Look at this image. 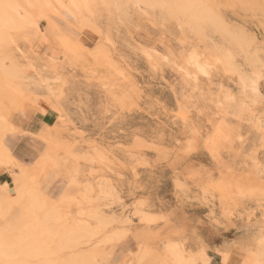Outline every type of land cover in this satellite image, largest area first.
<instances>
[{
	"label": "rangeland",
	"instance_id": "1",
	"mask_svg": "<svg viewBox=\"0 0 264 264\" xmlns=\"http://www.w3.org/2000/svg\"><path fill=\"white\" fill-rule=\"evenodd\" d=\"M194 2L192 18L135 0H99L94 11L77 14L40 4L27 9L22 29L5 33L14 44L0 43L3 64L11 63L8 50L23 64L34 58L38 70L55 77V91L34 84L17 91L15 81L12 95L0 70V114L13 125L0 126V142L11 132L28 138L31 129L49 151L19 161L36 176L21 177L23 196L13 184L20 170L0 166L7 172L0 175V233L27 247L30 237L40 238L55 251L42 259L27 249V258L13 244L0 264H179L172 250L190 264H242L250 254L264 264V0ZM189 52L213 64L207 75L190 68ZM213 127L214 154L205 142ZM13 149L20 158L22 148ZM44 172L50 192L40 187ZM96 210L103 220L92 221L89 246H69L64 228L84 227Z\"/></svg>",
	"mask_w": 264,
	"mask_h": 264
},
{
	"label": "bare ground",
	"instance_id": "2",
	"mask_svg": "<svg viewBox=\"0 0 264 264\" xmlns=\"http://www.w3.org/2000/svg\"><path fill=\"white\" fill-rule=\"evenodd\" d=\"M98 1L99 0H0V43H2V42H7L8 43V47L10 46V44L12 45V44H14V42L12 41V40H9V39H7L6 38V36H5V33L8 31V30H15V29H22L23 27H24V22H25V20H27V17H28V14H27V12H28V8L29 7H31V6H38V5H40V4H46L47 6H51L55 11H58L57 9L59 8V7H61V6H63V7H65L66 6V8L67 9H69L71 12H73V14L74 13H78L79 12V10L80 9H85L86 11H89V12H92V11H94L95 9H96V6H97V3H98ZM104 0H102V2H103ZM106 1V0H105ZM147 2V3H151V4H154V3H160V4H163L164 6H166L167 8L169 7L170 8V10L171 9H174V11H176V12H178L179 14L180 13H189L190 15V17L192 18L193 16H192V11H193V7L194 6H196L195 5V2L194 1H197V0H135V2ZM164 8V7H163ZM204 9V8H203ZM173 11V12H174ZM202 11V10H201ZM176 12H174V14L176 13ZM195 13V12H194ZM196 14V13H195ZM186 15H188V14H186ZM197 16H198V13H197ZM195 17V16H194ZM185 19V18H184ZM194 19V18H193ZM194 20H196V19H194ZM179 21H180V19H179ZM220 21V20H219ZM189 23V22H188ZM220 23V22H219ZM38 24V23H37ZM185 36V35H184ZM186 37V36H185ZM187 39V38H186ZM6 43V44H7ZM5 45V44H4ZM7 46V45H6ZM8 47H6V48H8ZM4 48V47H3ZM5 48V49H6ZM16 48H17V52L18 51H21L20 50V48L18 47V46H16ZM185 48V47H184ZM190 48V47H189ZM16 50V49H15ZM149 50V49H148ZM7 50H5V52H6ZM151 51V50H150ZM8 53L6 54V60H7V58L11 61V63H10V65L9 66H6V64H3V63H5V62H2L1 61V59H0V70H1V72L3 73V74H5V77L7 78V80L10 82L9 84H8V86H10V88L12 89V91L11 92H13V94L12 95H16V94H18L16 91H13V88L12 87H15V86H11L12 84L14 85V82L15 81H17L16 83H19V85L18 84H16V86L17 87H15V89L14 90H17L18 91V89L20 88V85L21 84H23V85H36L37 87H40V88H43V89H45V90H48L47 91V93H49V94H53L54 93V91L55 90H53V87H52V82L54 81V79H55V77L54 76H50V77H47L46 76V74L45 73H43L42 71H40V69L38 70L37 68L38 67H36L35 66V62H34V58H30L27 62V64H23V62H22V60H20V58L18 57H15V56H13L10 52H9V50L7 51ZM156 52V51H155ZM186 52V51H185ZM157 54V53H156ZM189 54H190V52H189ZM188 54V56H189V58H188V60H187V63L189 64V66H190V68H192L195 72H196V74H198V75H201V74H208L209 73V70H210V68H209V65L210 64H212L210 61H208V59H202V57L199 55V54H197L196 52H193L192 54H190L189 55ZM182 56V55H181ZM187 56V55H186ZM227 56V55H226ZM3 58V57H2ZM16 58V59H15ZM147 58H149V57H147ZM165 58V57H164ZM185 58H187V57H185ZM185 58H184V61H185ZM204 58V57H203ZM226 58V57H225ZM5 59V58H4ZM182 59V58H181ZM217 60H222V61H224L223 60V58L221 59V58H217ZM227 60V59H226ZM182 61V60H181ZM180 61V62H181ZM229 61H230V59H229ZM178 62V61H177ZM219 62H221V61H219ZM107 63V62H106ZM167 63V62H166ZM179 63V62H178ZM184 63H186V62H184ZM186 63V64H187ZM228 64H229V62H227ZM44 65V64H43ZM43 65H41V66H43ZM182 62L180 63V66L182 67ZM213 65V64H212ZM224 65V64H223ZM223 65H222V67H223ZM230 65V64H229ZM228 65V66H229ZM46 66V65H45ZM157 66V65H156ZM155 66V67H156ZM177 66V65H176ZM179 66V65H178ZM177 66V67H178ZM186 65H184L183 67H185ZM211 66V65H210ZM215 66V65H214ZM213 66V67H214ZM217 66V65H216ZM188 67V66H187ZM40 68V67H39ZM43 68V67H42ZM180 67H178V69H179ZM220 68V67H219ZM219 68H218V70H219ZM180 69H182V68H180ZM180 69H179V71H180ZM185 69V68H184ZM186 69H188V68H186ZM191 69V70H192ZM222 69V68H221ZM177 70V69H176ZM190 69H188L187 70V72H191V70L189 71ZM217 70V69H216ZM116 71V70H115ZM194 71H192V72H194ZM232 71V70H231ZM177 72H178V70H177ZM191 72V73H192ZM222 72V71H221ZM185 74H186V72H184ZM194 74V73H193ZM192 74V75H193ZM195 74V75H196ZM215 74V73H214ZM189 75V74H188ZM188 75L186 74V76L188 77ZM191 75V76H192ZM211 75V74H210ZM181 76V75H180ZM190 76V77H191ZM215 76V75H214ZM222 76V75H221ZM181 77H183V76H181ZM194 77V76H193ZM200 77H203L202 75L200 76ZM210 77V76H209ZM209 77H208V79H209ZM215 77H217V75L215 76ZM211 78V77H210ZM181 79V78H180ZM184 79H185V77H184ZM196 79H197V76H196ZM206 79H207V77H206ZM11 80V81H10ZM108 80V79H107ZM181 80H183V78L181 79ZM185 80H187V79H185ZM188 80H190V78L188 79ZM194 80H195V78H194ZM199 80V79H198ZM201 80V79H200ZM212 80V79H211ZM103 80H101V82H102ZM105 81V80H104ZM103 81V82H104ZM196 81V80H195ZM202 81V80H201ZM244 81V80H243ZM13 82V83H12ZM109 82H110V80H109ZM108 82V83H109ZM191 82H193L192 81V79H191ZM210 82V81H209ZM108 83L106 84V83H104V84H106V85H108ZM184 83H187L186 81L184 82ZM199 83V82H198ZM197 83V84H198ZM206 83V82H205ZM215 83V82H214ZM210 84H212V82L210 83ZM223 84V83H222ZM54 85V84H53ZM103 85V84H102ZM105 85V86H106ZM110 85V84H109ZM114 85V84H113ZM112 85V86H113ZM185 85V84H184ZM195 85V84H194ZM193 85V86H194ZM200 85V84H199ZM198 85V86H199ZM205 85V84H204ZM206 85H208L207 83H206ZM223 85H225V84H223ZM244 85H246L247 86V84L245 83V81H244ZM104 86V85H103ZM187 86H189V88H190V86L191 85H187ZM186 86V87H187ZM221 86V85H220ZM109 87H111V85L109 86ZM208 88H209V86H207ZM188 88V87H187ZM197 87L195 86V89H196ZM221 88V87H220ZM224 88V87H223ZM28 89H29V87H28ZM54 89H55V87H54ZM108 89V88H107ZM114 88H112V90H113ZM185 89V88H184ZM192 89V88H191ZM190 89V90H191ZM194 89V90H195ZM198 89H199V87H198ZM197 89V90H198ZM203 89V88H202ZM225 89V88H224ZM109 90V92L111 93V88H109L108 89ZM107 90V91H108ZM117 90V89H116ZM119 90V89H118ZM193 90V91H194ZM201 89H199V91H200ZM205 90V89H204ZM212 90V89H211ZM223 90V89H222ZM221 90V91H222ZM120 91V90H119ZM188 91V90H187ZM196 91V90H195ZM225 91V90H224ZM223 91V92H224ZM116 92V91H115ZM190 92V91H189ZM21 92L19 91V94H20ZM113 93V95H115V93H114V91L112 92ZM192 93V92H191ZM199 93V92H198ZM203 93V92H202ZM204 93H205V91H204ZM204 93L202 94V96L204 95ZM215 93V92H214ZM57 94V93H56ZM117 94V93H116ZM197 94V93H196ZM195 94V95H196ZM209 94V93H208ZM216 94V93H215ZM112 95V96H113ZM121 95V94H120ZM183 95V94H182ZM188 95V94H187ZM187 95H185V97L187 96ZM194 95V96H195ZM199 95V94H198ZM210 95H211V93H210ZM213 95V94H212ZM221 95V94H220ZM51 96V95H50ZM117 96H118V94H117ZM189 96V95H188ZM191 96H193V93H192V95ZM206 96V95H205ZM217 96V95H216ZM219 96V95H218ZM46 97H48V96H46ZM52 97H53V95H52ZM113 97H115V96H113ZM181 97V96H180ZM197 97V96H196ZM199 97H200V95H199ZM207 97H209V95L207 96ZM212 97V99H213V96H211ZM210 97V98H211ZM223 97L225 98V95H223ZM116 98V97H115ZM119 97H117L116 99H118ZM187 98V97H186ZM191 97H188V99H190ZM206 98V97H205ZM218 98V97H217ZM207 99V98H206ZM205 99V100H206ZM215 99V98H214ZM219 100H220V98H218ZM223 99V98H222ZM227 99V98H226ZM226 99H224V101H226ZM182 100H184V99H182ZM194 101L196 100V99H193ZM198 101V100H197ZM209 101H211V99L209 100ZM46 102V101H45ZM52 102V101H51ZM178 101H176V103H177ZM182 102V101H181ZM188 102V101H187ZM191 101H189V103H190ZM212 102V101H211ZM214 102V101H213ZM212 102V103H213ZM221 102H222V100H221ZM184 103H186V102H184ZM188 103V104H189ZM191 103H193V102H191ZM197 103H199V102H197ZM211 103V104H212ZM217 103V102H216ZM121 104V103H120ZM177 104H179V102L177 103ZM187 104V103H186ZM185 104V105H186ZM200 104V103H199ZM215 104V103H214ZM220 104H222V103H220ZM228 104V103H227ZM184 105V106H185ZM194 105V104H193ZM196 105V104H195ZM225 105H226V103H225ZM228 105H230V103L228 104ZM179 106V105H178ZM190 106V105H189ZM189 106H187V107H189ZM207 106V105H206ZM216 106V105H215ZM218 106V105H217ZM180 107V106H179ZM182 107H183V104H182ZM210 107V106H209ZM222 106H220V108L219 109H222L221 108ZM224 107V106H223ZM228 107H231V105L230 106H228ZM181 108V107H180ZM200 108V107H199ZM198 107H197V109H199ZM211 108V107H210ZM185 109H186V107H185ZM193 109H195L196 110V108H193ZM202 109H203V107H202ZM229 109V108H228ZM223 111V113H224V109H222ZM227 110V109H226ZM179 112H180V110H178ZM204 111V110H203ZM207 111V110H206ZM215 111V110H214ZM186 112H187V110H186ZM185 112V113H186ZM188 112H190V111H188ZM197 112H200V111H197ZM217 112V111H216ZM221 112V111H220ZM219 112V113H220ZM182 113L186 116V114L184 113V111L183 112H181V113H179L180 114V116L182 115ZM201 113V112H200ZM203 113V112H202ZM222 113V114H223ZM230 113V112H229ZM217 114H218V112H217ZM217 114H215V115H217ZM221 114V113H220ZM225 114H226V111H225ZM205 115V114H204ZM189 116V115H188ZM197 116V115H196ZM212 116H213V114H212ZM177 117V116H176ZM182 117V116H181ZM187 117V116H186ZM199 118V117H198ZM201 118V117H200ZM211 118V117H210ZM213 118V117H212ZM209 119V118H208ZM207 119V120H208ZM215 118H213V120H214ZM220 119V118H219ZM218 119V120H219ZM197 120V119H196ZM202 120V119H201ZM195 121V120H194ZM204 122H206V121H204ZM207 122H209L210 123V121H207ZM206 122V123H207ZM214 122H216L215 120H214ZM214 122H213V124H214ZM218 122V121H217ZM190 123V122H189ZM188 123V124H189ZM212 123V122H211ZM181 124H183V123H181ZM204 124V123H203ZM216 124V123H215ZM1 125H4V126H6L7 127V129H10V131L11 130H13V125H10V123L9 122H7V120L5 119V117H4V115H3V113L2 114H0V126ZM196 125V124H195ZM186 126V125H185ZM190 126V125H189ZM194 126V125H193ZM204 126H205V124H204ZM203 127V126H202ZM207 127V126H206ZM212 127V126H211ZM214 127H215V125H214ZM213 127V128H214ZM219 127V126H218ZM218 127L217 128H214V130H212L213 132L212 133H210V136H211V138H209V143H208V140L207 141H205V142H207V144H206V146H208V150H209V152L210 153H212V154H214L213 152L217 149V147L215 146V139H216V136H215V132H216V130L218 129ZM181 128H183V126L181 127ZM187 128V127H186ZM185 127H184V129H186ZM197 128H198V126H197ZM195 130H196V128H194ZM204 129V128H203ZM209 129V128H208ZM191 130H193V129H190L189 131H191ZM211 130V129H210ZM194 131V130H193ZM204 131H206L207 132V129L206 130H204ZM186 132V131H185ZM203 132V131H202ZM206 132H203V133H206ZM211 132V131H210ZM186 133H188V132H186ZM181 134V133H180ZM194 134H196V132L194 131L193 132V136H197V135H194ZM201 134V133H200ZM27 135H28V141L34 146V148H35V151H38V150H44L45 151V153H47L48 154V152L49 151H47L48 149L46 148V147H43L40 143H37V145L34 143L35 141H34V139L33 138H35L34 136H33V134L31 133V132H28L27 133ZM183 135H184V133H183ZM191 135V136H192ZM199 135V134H198ZM205 135V134H204ZM190 136V137H191ZM188 137V136H187ZM198 137L199 136H197V139H198ZM206 137H208V136H206ZM241 137V136H240ZM40 138H42V137H40ZM44 138H47V137H44ZM43 138V139H44ZM196 138V137H195ZM200 138V137H199ZM188 140V139H187ZM204 140H205V138H204ZM184 141L186 142V140H185V137H184ZM192 141L194 142L195 140H193L192 139ZM199 141V140H198ZM197 141V142H198ZM204 142V143H205ZM242 142V141H241ZM190 143H191V141H190ZM189 143V144H190ZM195 143V142H194ZM196 144V143H195ZM198 145V144H197ZM190 146H192V144H190ZM189 146V147H190ZM201 146H202V143H201ZM205 146V147H206ZM196 146H193V149L195 148ZM199 147V146H198ZM204 148V147H203ZM190 149H192L191 147H190ZM192 149V150H193ZM23 151H24V153H25V155L29 152H27V151H25L23 148H22V153H23ZM194 151V150H193ZM100 152V151H99ZM23 153V154H24ZM30 154V153H29ZM102 154V153H101ZM22 156V155H21ZM27 156V155H26ZM29 157V156H28ZM101 157V156H100ZM102 158V157H101ZM106 158V157H105ZM19 161H21V159L20 158H15V157H13V154L11 153V151H10V149H8L4 144H3V142H2V136H1V142H0V166H2V165H5V166H7V167H12L13 169L14 168H18L20 171H19V174H17V173H13V175H14V180H13V184H14V188L16 189V192L18 193V195L21 193V196H23V195H25L26 194V192L23 190V191H21L20 192V189H21V186H22V181L24 180V178H26V177H29V178H31V180H34V178L36 177L35 175H32L31 173H29L28 172V168L27 167H25V166H21V165H19ZM104 161V160H103ZM27 162V161H26ZM50 175V174H49ZM21 177L23 178V180H21ZM47 179V178H46ZM219 186H222L223 187V189L222 190H224V188H225V186L223 185V184H221V185H219ZM226 189V188H225ZM36 191L37 190H35V189H33V191H28L29 192V195H31V205L32 204H34V205H36V203L38 202V198L37 197H35V193H36ZM40 204V203H39ZM40 207H44V205H42V206H40ZM50 212L51 211H48V213L45 215V217H48V215L50 214ZM102 214V215H101ZM97 213V210H96V213L94 212L93 213V215H88L87 214V216L88 217H90L89 218V220H88V222H86V225L84 226V227H82V226H79V225H77L76 224V227H74L75 226V224H73V223H71L73 226H71V228H68L67 226H66V228H64V233L66 234V242L68 241V243L70 244L69 246H72V247H77V245H79V244H84L83 245V247H88L89 246V243H91V237L93 236V233H91V232H89V229H90V226L93 224L92 223V221H94V220H97V222H101L102 220H103V213ZM63 216H66V214L64 213L63 214ZM47 219H49V220H51L52 219V217H48ZM144 219H145V217H144ZM73 220V219H72ZM71 220V221H72ZM66 223V222H65ZM75 223V222H74ZM65 226V225H64ZM70 227V226H69ZM62 228V227H61ZM63 229V228H62ZM43 231L46 233V235L48 236L49 234H48V230L47 229H43ZM19 233H20V231H19ZM23 233V232H22ZM9 234V233H8ZM10 235V234H9ZM16 235V234H15ZM5 237V238H4ZM8 237V236H7ZM25 237L27 238V235H25ZM0 238H1V240H3L2 238H4V240L3 241H1L0 240V257H4V256H11V247H12V245L13 244H16V243H12V242H10L11 240L8 238V241L6 240V234H5V232L3 231V233H0ZM17 238V237H16ZM30 238H33L34 240H38L39 239V241H40V238H35V237H30ZM29 238V239H30ZM112 238V237H111ZM19 239H20V237H19ZM28 238H27V242H24L26 245L29 243V241L31 240H29ZM59 239V238H58ZM15 240V239H14ZM16 240H18V239H16ZM26 239L24 238V241H25ZM34 240L33 241H31L30 243H32L33 242V244H31V245H29L28 247L27 246H25L23 243H19V244H16V245H21V247H20V254H22V255H25L27 258H29L26 254H25V251L28 249V251L27 252H29V254H32L33 256H35V257H38V255H40L39 257H41V255H44V256H48V254H50V253H52L51 251H55V249L54 248H50V246H48L49 245V243H48V245L47 244H44L43 242H41L40 241V244L37 242V243H34ZM23 241V240H22ZM53 242H56V241H54V240H52ZM58 242V241H57ZM61 242V241H60ZM63 242V241H62ZM117 242V241H116ZM115 242V243H116ZM59 243V242H58ZM96 243V242H95ZM114 243V242H113ZM118 243V242H117ZM42 244V245H41ZM65 244V243H64ZM15 246V245H14ZM17 246V247H18ZM81 246V245H80ZM19 247H18V249H19ZM52 247V246H51ZM64 247V246H63ZM82 248V247H81ZM83 249V248H82ZM15 250V249H14ZM13 251V250H12ZM16 251H17V249H16ZM178 251H179V249H178ZM49 252V253H48ZM15 253V252H14ZM13 253V254H14ZM18 253V252H17ZM43 253H45V254H43ZM48 253V254H47ZM141 254L139 255L141 258H143V259H146L147 257H148V251L147 250H141V252H140ZM12 254V256H14ZM79 255H81V253L79 252L78 253ZM82 254H83V252H82ZM171 254L172 255H174V258H175V260L179 263V264H190L189 262H187V259H186V255H184V254H182L181 252H175V250H172V252H171ZM202 254H204V256H205V258H206V262H207V260H208V258H210V256L208 255V254H206V252L205 251H203L202 252ZM51 256H52V254H50ZM56 255H57V253H56ZM43 256V257H44ZM74 256V255H73ZM84 256V255H83ZM134 256H136L137 257V260L136 261H140V259H139V257L136 255V254H134ZM65 257V256H64ZM86 257V256H85ZM12 258V257H11ZM10 258V259H11ZM18 257H16L15 259H17ZM42 258V257H41ZM3 259V258H2ZM7 259V258H6ZM14 259V258H13ZM31 259V258H30ZM43 259V258H42ZM136 259V258H135ZM54 260V259H53ZM46 261V260H45ZM51 261V260H50ZM152 261H154V263H155V259H153ZM150 262V264H154L153 262ZM253 261V263L252 264H254V261H257V259H256V257L255 256H253V255H248V257L246 258V260L242 263V264H250L251 262ZM23 262H25V260L24 261H21V263H23ZM39 262H41V261H39ZM48 262H49V260H48ZM67 262V261H66ZM14 263V262H13ZM18 263H19V261H18ZM17 262H16V264H18ZM60 263L61 264H64V262H61L60 261ZM136 263V262H135ZM134 263V264H135ZM258 263V262H257ZM20 264V263H19ZM23 264H25V263H23ZM40 264V263H39ZM47 264H49V263H47ZM56 264V263H55ZM66 264V263H65ZM67 264H68V262H67ZM127 264V263H126ZM129 264H131V263H129ZM258 264H260V263H258ZM262 264V263H261Z\"/></svg>",
	"mask_w": 264,
	"mask_h": 264
},
{
	"label": "crops",
	"instance_id": "3",
	"mask_svg": "<svg viewBox=\"0 0 264 264\" xmlns=\"http://www.w3.org/2000/svg\"><path fill=\"white\" fill-rule=\"evenodd\" d=\"M42 41V40H41ZM37 45H39V41L37 42V44L35 45V47L37 46ZM28 131H30L31 132V129L30 130H28ZM19 133H20V136H18L17 137V132H11V135H8L7 137H6V139L5 140H2V142H4V144H5V146L8 148V149H10V147L11 148H14L13 150L15 151L16 149H18V148H23L25 151H29L26 155H25V153H24V151H23V153L24 154H22V156L20 157V159L23 161V162H25V163H27L26 161H27V159H28V156L30 157V154L29 153H31V155L33 154V153H35L36 151H35V148H34V146L29 142V141H27L29 138H27L26 137V135L24 134V133H22V132H20V131H18ZM32 133V132H31ZM33 134V133H32ZM35 142V144L37 145V143H38V141H36V139L34 140ZM31 158V157H30ZM34 161V163H35V160H33L32 159V162ZM47 171V170H46ZM6 171H2V173L0 174V175H6ZM50 173H48V172H44V175H43V177H44V179H43V181H42V183L40 184V187L42 188V189H44L45 191H47V192H50L49 190H51L52 188H54V186H51V181H50V176H51V174L49 175ZM47 178V179H46ZM6 181H8V180H6ZM55 188H57L56 186H55ZM60 191H61V189H60ZM59 190H58V193H61ZM65 192H63L62 194H61V196L64 194ZM211 259H212V256H211ZM210 264H211V261H210Z\"/></svg>",
	"mask_w": 264,
	"mask_h": 264
}]
</instances>
